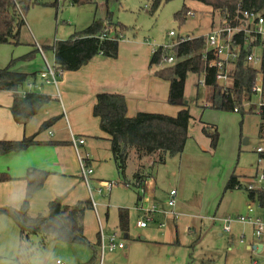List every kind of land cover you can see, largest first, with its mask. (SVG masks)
<instances>
[{
    "label": "rangeland",
    "instance_id": "1",
    "mask_svg": "<svg viewBox=\"0 0 264 264\" xmlns=\"http://www.w3.org/2000/svg\"><path fill=\"white\" fill-rule=\"evenodd\" d=\"M152 1L95 0L94 4L79 6L64 3L58 5L57 11L50 6H34L24 16L21 44L0 45V64L6 65L12 56L20 54L31 42L49 47L57 41L67 40L72 33L84 30L94 16L105 19L107 13H111L113 18L112 24L105 30L109 38L114 37V24L119 22L125 26L124 39L141 42L147 39L154 46L169 44L167 34L170 31L197 38L206 35L214 25L224 22L219 12H212L193 0H166L154 14H150ZM183 5L194 16L186 15L185 22L179 25L173 20V14ZM168 65L162 60L159 66L153 65L152 69ZM257 78L260 81V75ZM202 81V74L191 73L186 78L184 102L193 119L180 155L167 157L164 164L158 166L154 165V156L139 162L128 161L125 178L118 175L112 161L101 159L98 164L90 166L92 176L105 181H118V184L108 194L100 195L96 192L97 184L91 182L93 207L85 219L87 241L91 244L97 232L105 237L116 233L117 241L126 246L123 251L101 253L97 246L101 239L99 234L93 264H188L192 255L195 256L194 264L208 255L213 258L211 261L221 264L224 252L220 251V246L225 237H218L221 227L219 223L210 221V217L217 212H225L229 216L246 214L247 207L252 206L256 216L264 222V208L259 207L257 200L251 203L247 192L241 189L224 192L225 182L232 171L238 175L256 169L254 152L256 148L264 146L257 114L260 105L264 104V96L252 95L249 102L244 101L241 107L246 111L253 109V113L241 116L237 112L212 108L216 106L215 99H218L221 91L213 95L210 89L201 84ZM199 121L216 126L219 139L215 150L210 149L207 138L205 147L197 142L202 126ZM96 154L103 156L104 150ZM138 166L142 168L144 179L153 176L152 196H149L148 188H144V185L142 192L131 187L135 185L133 174ZM241 178L245 177L241 175ZM124 182L130 187H126ZM171 189L176 190L174 211L181 214L177 220L173 219L171 209L166 206ZM137 193L140 201H137ZM119 209L128 212L126 235L118 229ZM145 218L151 219L147 227L138 228L137 221H144ZM159 224H164V228H160ZM8 227H12L13 235L9 234ZM18 245V229L11 220L0 215V264H55L56 260L63 264H88L93 254L88 244H67L48 239L44 247L37 242L35 246L34 243L30 246L36 250L32 257H17Z\"/></svg>",
    "mask_w": 264,
    "mask_h": 264
},
{
    "label": "trees",
    "instance_id": "2",
    "mask_svg": "<svg viewBox=\"0 0 264 264\" xmlns=\"http://www.w3.org/2000/svg\"><path fill=\"white\" fill-rule=\"evenodd\" d=\"M166 0H153L150 5V14H154ZM212 10L219 12L223 18H231L239 6L244 10H260L264 8V0H193ZM86 0H79L75 5H84ZM57 0H0V45H20V37L25 26L24 16L34 6H50L58 10ZM189 9L183 5L173 14V20L181 25ZM112 24V14L107 13L105 19H94L84 30L73 33L67 40L57 41L52 46H43L42 50H51L54 54V66L57 71L75 72L85 66L97 55L114 59L118 53L119 40L125 31V26L117 22L114 24L116 31L113 38L105 32L107 26ZM203 39H193L182 43L169 53L158 49L150 58V66H159L162 60L173 56L172 65L158 68L154 76L169 82L167 102L171 106L179 107L175 117L162 114L137 113L129 118L126 115L125 97L119 94L99 93L95 96L92 115L98 119L99 130L108 137L113 163L119 176L125 178L128 161H141L145 158L156 157L154 165L164 164L167 157L180 155L188 139V129L192 121L187 104L184 102V88L188 74L203 75L204 86L215 95L216 108L226 112L240 113L241 116L253 113L247 111L241 104L249 102L253 95L252 88L257 71L240 63L236 66L230 86L225 90L216 81L214 69L206 67L201 58ZM36 52V51H34ZM33 56L29 53L24 57L11 60L9 64L0 68V91L12 93L10 112L15 122H24L34 116L43 106L53 99L41 93H28L21 97L17 94L19 88L28 79V75L12 71L13 65L18 60H28ZM209 58V57H208ZM260 74L264 82V61ZM214 101V100H213ZM219 101V102H218ZM252 108V107H251ZM260 119L259 134L264 133V105L259 107ZM52 119L41 125L38 133L47 129ZM202 134L209 140V147L215 150L218 142V132L214 125L201 124ZM37 135L23 138L20 141H0V155L17 153L38 145L35 140ZM133 174L136 189H140L144 178L141 167L138 166ZM47 172L32 170L26 175V189L23 202L19 209L0 207V215L9 218L19 231V245L17 257H32L36 250L31 249V238L41 237L39 246L44 247L48 238L56 242L67 244H88L93 251L88 264H93L96 258V249L91 245L83 233V216L85 210L92 206L91 201L78 203L74 206H65L59 199L52 200L47 205L46 215L30 217L28 206L31 198L39 191L46 178ZM1 177L0 180H5ZM127 184L126 182H124ZM241 178L234 172L230 175L224 192L239 190ZM251 202L255 198L260 207H264V191L247 193ZM140 201V197L137 194ZM118 229L127 234L128 212L119 209ZM99 240V238H98ZM29 250V251H28Z\"/></svg>",
    "mask_w": 264,
    "mask_h": 264
},
{
    "label": "crops",
    "instance_id": "3",
    "mask_svg": "<svg viewBox=\"0 0 264 264\" xmlns=\"http://www.w3.org/2000/svg\"><path fill=\"white\" fill-rule=\"evenodd\" d=\"M86 3L94 4L95 0ZM94 19H96L95 16L91 22ZM145 40L141 42L135 39H124L122 35L119 40L116 58L109 59L97 55L78 71L62 72L55 86L45 84L39 76L40 73L46 70L47 66L54 65V54L51 50L46 52L42 50L43 45L31 42L20 54L12 56L9 62L33 53L30 59L18 60L13 65L12 71L28 75L27 81L18 89L17 94L21 96L22 93L28 91V85H36L41 87L36 90L37 93L48 95L53 101L43 106L28 120L15 122L10 112L12 93L0 91V141H20L23 138L37 135L35 140L39 143L21 152L0 155V179L1 177L6 178L0 180V207L20 208L25 195V178L28 172L33 169L47 172L48 176L42 188L34 194L29 202L28 215L30 217L46 215L48 203L55 199H59L65 206H74L88 200L91 201L92 196L88 191V187L80 178L78 153L88 166L98 164L101 159L113 162L108 137L99 130L98 119L92 115L97 94L110 93L124 96L126 115L129 118L137 113L176 116L180 108L168 104L169 82L154 76L158 68L155 70L150 66L151 48H149L150 45L145 43ZM38 48L41 49V53ZM9 62L6 65L0 64V68L6 67ZM52 119L56 120L50 123L46 130L37 134L41 125ZM199 123L201 125L205 122L199 121ZM73 136L81 137L84 140V144L78 148V153L72 144ZM261 137L264 140V133ZM197 139L200 146L205 147L207 139L201 130ZM203 142H205L204 146ZM103 144H105V147H103ZM99 150H104L103 156L96 154ZM241 175L245 178H241ZM255 175L256 169L253 168L252 171L237 176L241 178V184L243 185L244 180H246V183L253 179ZM142 176H144L143 173ZM98 181L105 180L97 179L96 176L91 177V182L98 184ZM153 181L151 175V177H146L142 184L144 188H148L149 196L153 195ZM142 186L138 190L139 192H142ZM131 187H135V185H131ZM137 201H139L138 198ZM92 207L93 205L84 212V236L85 219ZM240 215L244 214L241 213ZM254 215L256 216L255 210ZM226 216L229 215H226L225 212H217L209 218L213 223H219L221 227L218 237H225L224 243L220 246V251L224 252V260L221 264H251L253 260L258 264H264V235L260 239H256L253 235V227L240 223H233L231 232L226 234L222 228V219ZM12 224L15 226L13 222ZM235 225L241 226L235 227ZM8 228L9 234L13 235L12 227ZM99 233H96L91 245L95 246L97 244ZM40 238L32 237V245L34 243L35 246L36 242L39 244ZM48 239L45 241V245ZM193 245L194 243L190 246L191 250H193ZM255 247H257V250H255ZM125 248L124 245V248L118 251H123ZM259 248H262V250L260 251ZM194 257V255L190 257L191 260L188 264H194ZM212 259L211 255H208L196 264H217L211 261Z\"/></svg>",
    "mask_w": 264,
    "mask_h": 264
},
{
    "label": "built area",
    "instance_id": "4",
    "mask_svg": "<svg viewBox=\"0 0 264 264\" xmlns=\"http://www.w3.org/2000/svg\"><path fill=\"white\" fill-rule=\"evenodd\" d=\"M78 1L79 0H57L58 4L69 3L71 5H75ZM87 1L92 2L93 0ZM187 15L190 17L194 16L191 11L188 12ZM167 37L170 39V42L163 46H154L151 45L147 39L145 40V43L150 45L151 55H155L159 48L170 53L173 48L182 43L202 38L204 46L201 58L205 62L207 68L215 70L216 81L224 90L230 86L228 83L231 84L236 66L243 63L245 66L257 71L252 88L253 96H264V82L260 74V69L264 61V8L260 10H244L238 6L231 18H224L222 24L219 23L214 25L204 36L193 38L189 36H180L175 31H170ZM38 50L41 53V49L38 48ZM165 62L172 65L175 60L173 56L170 55L165 59ZM60 74L61 72L57 71L53 65L47 66L46 70L40 73L39 76L44 80L45 84H52L55 86L58 83ZM258 75H260V81L257 80ZM201 84L204 85L203 81ZM40 88V86L28 85V91L22 93L21 97L28 93H37L36 90ZM262 105L264 104L260 106ZM234 112H237V110H234ZM72 144L78 153V148L84 144V140L81 137L73 136ZM254 153L256 155V175L253 179L240 187L241 190L247 193L264 191V146L256 148ZM78 158L80 164V178L83 180L84 184L87 185L88 191L92 196L91 191L93 187L91 185V177L93 171L79 153ZM117 184L118 181H98L96 192L100 195L108 194ZM125 186L128 187L129 185L127 184ZM255 200L257 199L255 198ZM166 205L171 209L173 219H178L179 214L174 211L176 205V190H171L169 192ZM151 212L152 211H150V213ZM150 221V218H145L144 221H138L136 225L139 228H145ZM222 223L223 232L226 234L231 232L233 223H240L245 225L248 224L253 227V235L256 239H260L264 235V223L259 217L254 215L252 206L247 207V212L244 215L223 217ZM163 226V224H159L160 228H163ZM98 247L101 253H112L116 250H122L124 244L121 241H117V234L113 233L109 237L101 235ZM259 249L260 251L262 250V248ZM255 250H257V247H255ZM56 264L62 263L57 260ZM251 264L258 263L253 260Z\"/></svg>",
    "mask_w": 264,
    "mask_h": 264
}]
</instances>
